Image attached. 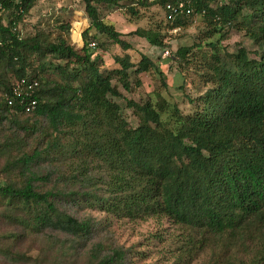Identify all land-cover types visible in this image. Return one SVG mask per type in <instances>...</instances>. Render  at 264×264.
Wrapping results in <instances>:
<instances>
[{"label":"trees","instance_id":"16d2710c","mask_svg":"<svg viewBox=\"0 0 264 264\" xmlns=\"http://www.w3.org/2000/svg\"><path fill=\"white\" fill-rule=\"evenodd\" d=\"M38 1L0 0V133L34 146L7 164L22 180L0 184V195L34 210L33 233L52 230V243L82 254L86 264H129L131 254L93 243L104 229L102 220L80 212L89 209L169 220L181 231L178 263L207 254L206 264H264V0H189L191 12L172 19L165 5L178 0H132L120 7L136 21L138 7L165 12L160 24L134 32L152 46L166 48V37L201 17L205 38L246 27L259 47L251 57L244 46L222 53L211 42L210 57L200 58V39L156 61L140 54L137 63L132 45L102 14L119 0H83L89 28L82 46L70 38L69 19L46 44L43 31L22 33ZM114 46L124 55L107 54ZM172 63L181 82L190 71L199 81L198 96L187 97L190 115L168 102L127 100L120 90L132 89L133 74L154 72L162 80ZM10 77L37 82L32 97L14 96ZM32 98L37 105L26 111ZM116 99L133 109L136 127Z\"/></svg>","mask_w":264,"mask_h":264},{"label":"rangeland","instance_id":"374dc122","mask_svg":"<svg viewBox=\"0 0 264 264\" xmlns=\"http://www.w3.org/2000/svg\"><path fill=\"white\" fill-rule=\"evenodd\" d=\"M131 1L119 0V5L108 4L102 14L104 20L114 24L122 33V38L132 45L133 50L129 51V54L134 63L138 62L140 54L148 55L156 61L158 58L168 57L179 46H191L193 42H198L200 39H203V45L196 51L199 52L200 58L210 57L212 50L209 43L211 42L216 43L222 53L226 51L234 53L241 46L248 48L251 57H254L255 51H259V47L250 35L245 33L246 27L240 31L233 29L228 33L223 32L215 34L212 38H205L204 32L208 25L201 17L194 19L186 28L170 33L171 35L165 40L166 48L152 46L148 40L135 35L134 32L138 28H150L160 24L165 18V12L160 6H152L150 9L138 7L140 17L136 21L138 17L130 15L126 9L120 7L132 4ZM84 7L83 0H39L20 26L22 33L33 36L36 35L37 29L43 31L42 41L46 44L57 36L59 24L69 19L73 28V31L71 28L70 38L73 43L77 42V45L82 46L81 34L87 30L89 24ZM250 27L253 28L252 25ZM91 34L94 32L91 31ZM99 38L104 40L105 36L101 35ZM107 54L124 55V52L119 46H114ZM33 59L36 63L37 58ZM176 66L172 63V67L166 70L162 78L168 84L165 89L162 87L161 77L153 72L133 74L129 80L132 83V89L126 91L120 88V90L127 100L138 103H145L150 99L168 102L178 105L184 114L190 115L194 107L190 105L187 97L198 96L199 81L190 71L189 74L187 73L185 82H181L180 77L177 76L180 70L179 67L176 69ZM52 77L58 78L59 75L52 73ZM13 82H17L16 78L10 77L8 83L13 84ZM181 85L185 86L184 90L179 89ZM3 96L4 93L0 91V98ZM116 101L123 107L124 118L132 127H136L138 119L133 109L126 107L124 100L116 99ZM20 141V138H15L12 134L0 133L1 185L17 184L22 180L19 169L7 167L8 163L19 160L22 154H30L34 147L25 146ZM30 212L16 199L11 200L0 195V264H86L85 257L77 251H67L66 247L54 245L52 230H39V234L33 233L32 215L35 211L32 210V215ZM80 212H87L86 214L92 218L103 221L101 228L104 230H99L93 243L100 242L105 246L116 245L129 250L131 252L129 264H184L183 261L178 263L181 253L178 249L181 248L182 242L177 243V240L181 231L169 220L156 218L131 220L111 217L96 209ZM7 252L11 255H7ZM208 259L207 254L195 256L190 264H206Z\"/></svg>","mask_w":264,"mask_h":264},{"label":"built area","instance_id":"2783aa9c","mask_svg":"<svg viewBox=\"0 0 264 264\" xmlns=\"http://www.w3.org/2000/svg\"><path fill=\"white\" fill-rule=\"evenodd\" d=\"M150 3L151 2H157L158 0H147ZM189 4V0H178L176 3L172 2V1H168L166 3V8L169 11V14L167 16V19H172L173 18V14L178 15L179 13H190V9H186L187 6ZM90 46L92 48H94L96 46L95 43H91ZM168 54V52H167ZM37 82H29V81H17V82H13L12 84V88H13V94L16 97L19 98H25V97H32V94L35 90V87H37ZM23 101H21L22 103ZM8 104L9 106H13L14 101L11 98H8ZM37 105V101L35 99H31V101L26 104V111H30L32 109H34Z\"/></svg>","mask_w":264,"mask_h":264},{"label":"crops","instance_id":"0c3cea01","mask_svg":"<svg viewBox=\"0 0 264 264\" xmlns=\"http://www.w3.org/2000/svg\"><path fill=\"white\" fill-rule=\"evenodd\" d=\"M89 25V24H88ZM89 27H87V29H88ZM72 31H73V28H72ZM84 32V31H83ZM83 32H82V34H83ZM82 34H81V38H82ZM77 43V42H76ZM79 44V43H78Z\"/></svg>","mask_w":264,"mask_h":264},{"label":"water","instance_id":"95a60500","mask_svg":"<svg viewBox=\"0 0 264 264\" xmlns=\"http://www.w3.org/2000/svg\"><path fill=\"white\" fill-rule=\"evenodd\" d=\"M88 27H89V25H88Z\"/></svg>","mask_w":264,"mask_h":264}]
</instances>
